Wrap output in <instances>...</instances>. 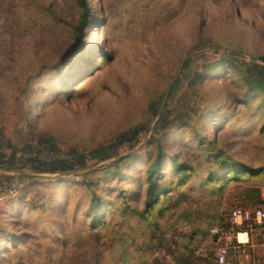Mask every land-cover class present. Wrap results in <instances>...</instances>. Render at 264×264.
Masks as SVG:
<instances>
[{"label":"rangeland","instance_id":"rangeland-1","mask_svg":"<svg viewBox=\"0 0 264 264\" xmlns=\"http://www.w3.org/2000/svg\"><path fill=\"white\" fill-rule=\"evenodd\" d=\"M87 2L78 26L77 0H0V143L14 152L0 168V264H173L187 239L192 264H217L208 225L233 205L264 202V170L221 188L200 182L209 168L225 169L206 162L207 151L264 166V0ZM75 64L87 74L69 84ZM132 126L143 127L135 140L85 167L49 173L23 163L21 148L38 134L63 152L86 151ZM160 148L194 167L141 217L132 196ZM92 193L104 214L95 228Z\"/></svg>","mask_w":264,"mask_h":264},{"label":"trees","instance_id":"trees-1","mask_svg":"<svg viewBox=\"0 0 264 264\" xmlns=\"http://www.w3.org/2000/svg\"><path fill=\"white\" fill-rule=\"evenodd\" d=\"M77 1L81 8L78 26H81L86 21H88L90 5L88 4L87 0ZM186 62H188V60ZM186 62L184 63V65L186 64ZM251 65L254 69L251 71L256 75L261 76L259 74H261L262 71L260 69L263 68V66L254 63H252ZM77 66L78 64H75L71 69V73L69 72V77L67 80L69 84L77 82L81 77L87 74V68H85L86 66H81L80 70L77 69ZM165 123L166 122L163 116H160L159 122L155 124V127L160 128L162 127V125L164 126ZM142 129L143 127L141 126H132L125 131L120 132L116 139H114L113 141L93 146L86 151H79L74 147H69L66 149V151L63 152L50 136L38 134L36 139L34 140L35 146H33V144L27 143L21 148L24 153L23 163L27 165V167L31 171L49 173L66 172L75 168L85 167L91 161L95 162L107 159L116 152L117 148L120 145L135 140L138 133ZM203 140L199 141L201 146H204ZM4 147H13L9 139H6L4 143H0V168H2V166L6 163H11L14 158L13 150L8 153L7 156L5 151L3 150ZM210 147L211 146H209V148ZM42 153H46L47 155L41 156ZM206 155V162L213 161L216 164L222 163L225 169L221 173L217 170H212V168H209V170H207L203 174L200 182L205 183L219 181L221 185H219L218 188H221V186H223V184L229 180L240 179V173L249 172L250 174H254L264 170V166L248 167L241 162L235 161L234 159H231L228 154L222 152L221 150L207 151ZM165 159H168L169 166L174 169L173 173L175 178L172 182L169 180L170 178H168V180L165 179ZM147 160L148 165L145 168V180L143 181V183H141V188L139 187L135 195L132 196V198L137 200L141 197L140 201L142 202V206L139 208L131 207L130 209L131 211L137 212L138 216L141 217L147 215L149 209L155 203L164 198L170 190L175 189L179 185H184V182L187 180V176L190 174V170H192L194 167V164H192L188 159L178 156L177 154H168L163 148H160L158 150L156 149L155 152L152 153L150 152ZM126 191L125 197H129L128 192ZM91 200L93 203L91 214L92 218L88 223V227L95 228L96 226L104 222V214L101 210L102 200L99 199V196L92 193ZM239 205L247 206L245 204ZM211 224L208 225L205 236L210 239L211 243L214 246L213 237L208 235V228ZM12 239L13 245L16 242V237L14 236ZM6 245L7 244L5 243H0L1 253H4L8 250ZM16 245L17 244H15L14 247H16ZM184 247L186 248V250L188 249L190 251L191 245L189 244L188 239ZM188 250L184 255H179L178 257H176V259L178 260L177 262L173 260L172 263L192 264V259ZM0 256L2 257L3 254H1Z\"/></svg>","mask_w":264,"mask_h":264},{"label":"built area","instance_id":"built-area-1","mask_svg":"<svg viewBox=\"0 0 264 264\" xmlns=\"http://www.w3.org/2000/svg\"><path fill=\"white\" fill-rule=\"evenodd\" d=\"M208 235L213 237V260L217 264L264 261V253L259 256L253 254L256 244L264 247V202L233 205L225 212L222 222L209 226Z\"/></svg>","mask_w":264,"mask_h":264},{"label":"crops","instance_id":"crops-1","mask_svg":"<svg viewBox=\"0 0 264 264\" xmlns=\"http://www.w3.org/2000/svg\"><path fill=\"white\" fill-rule=\"evenodd\" d=\"M255 247H259V249H257L256 251H255ZM254 248H253V254L256 256H259V255H261V254H263L264 253V247H262L261 245H259V244H256L255 246H254ZM254 264H264V261H261V260H258L256 263H254Z\"/></svg>","mask_w":264,"mask_h":264},{"label":"water","instance_id":"water-1","mask_svg":"<svg viewBox=\"0 0 264 264\" xmlns=\"http://www.w3.org/2000/svg\"><path fill=\"white\" fill-rule=\"evenodd\" d=\"M169 87H170V84H169V85L167 86V88H166V91H165V94H164L163 100H164L165 96L167 95V92H168V90H169ZM162 104H163V102H161L160 108H159V110H158V114H159L160 111H161V106H162Z\"/></svg>","mask_w":264,"mask_h":264}]
</instances>
